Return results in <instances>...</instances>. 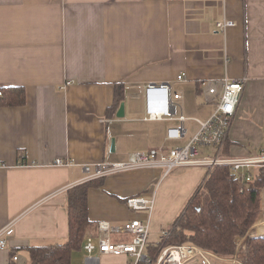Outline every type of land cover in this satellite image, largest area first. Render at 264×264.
I'll return each mask as SVG.
<instances>
[{"label": "crops", "instance_id": "crops-1", "mask_svg": "<svg viewBox=\"0 0 264 264\" xmlns=\"http://www.w3.org/2000/svg\"><path fill=\"white\" fill-rule=\"evenodd\" d=\"M223 19L234 24L220 30L216 23ZM224 79H244L236 110L221 146H201L199 154L257 156L264 151V0H0V90L14 86L25 93L18 105L0 96V230L13 227L0 264H29L30 247L65 242L68 190L99 177L103 182L88 189L90 225L71 264L75 252L86 264L82 245L96 238L98 221L147 222L145 211L125 202L156 191L149 256V245L169 231L174 222L164 227L182 213L209 168L180 166L164 176L160 168H134L87 178L83 165L185 146L199 129L196 119L215 111ZM150 82H166L180 94L174 113L185 120L144 119L143 86ZM210 86L215 94H208ZM173 126L184 129L179 139L167 138ZM57 159L68 163L56 165ZM257 167L242 172L252 176ZM158 183L171 186L167 204L157 201ZM94 255L98 264L131 261L125 254ZM229 257L212 263L231 264Z\"/></svg>", "mask_w": 264, "mask_h": 264}, {"label": "built area", "instance_id": "built-area-1", "mask_svg": "<svg viewBox=\"0 0 264 264\" xmlns=\"http://www.w3.org/2000/svg\"><path fill=\"white\" fill-rule=\"evenodd\" d=\"M233 24L232 20L223 19L218 21L216 26L220 30H225ZM177 78L181 80L182 76L178 75ZM243 83L244 79L233 82L226 79L221 81L223 93L216 101L215 111L205 121L196 119L199 123V129L185 146L169 151L150 149L145 152H132L123 162L84 164L83 168L87 172V178L105 176L117 171L134 168H160L164 170V176L173 168L180 166H205L210 170L216 165L225 164L231 166L232 170L242 179L249 180L250 175L243 173L242 170L250 166H264V151L257 156L244 158L219 157L216 149L213 156L199 154L201 146L207 145L219 148L226 138ZM207 92L208 94L216 93L213 86H210ZM1 95L2 92L0 91ZM143 97L145 120L169 119L181 122L186 119L182 115L175 116V101L180 98V94L173 92L168 83L150 82L145 84L143 86ZM183 132L182 126L169 127L167 138L179 139ZM65 163L68 162L61 159L55 161L56 165ZM91 166L95 167V171L91 172ZM155 192L147 196H130L125 202L131 210L145 211L148 216L147 222L140 219H131L119 225H113L107 220L96 223V238H91L82 245L84 252L87 254L86 264L99 263L98 256H95V253L113 256L125 254L131 257L128 264H186L192 259H198L199 264H213L212 260L223 259L221 255L192 243L163 246L155 254V257L148 256L145 253V247L150 236L149 222L154 208ZM168 233V230H164L162 236L167 237ZM12 234L13 227L11 224L0 230V249L5 248L6 238ZM121 234H126L129 238L127 240H114L111 238L113 235ZM16 258V256H13L14 260ZM228 260L231 264H243L236 254L230 256Z\"/></svg>", "mask_w": 264, "mask_h": 264}, {"label": "trees", "instance_id": "trees-1", "mask_svg": "<svg viewBox=\"0 0 264 264\" xmlns=\"http://www.w3.org/2000/svg\"><path fill=\"white\" fill-rule=\"evenodd\" d=\"M122 89V84H116V103L121 101ZM0 91L6 104L24 102L22 87L9 86ZM102 182L99 177L68 190V239L30 247L29 264H71V253L81 246L90 225L88 189ZM263 191L264 166H258L249 180L242 179L229 165L214 166L169 228L168 236L149 245V256L155 257L161 246L192 243L222 256L236 254L243 264H264V234L249 233L262 213Z\"/></svg>", "mask_w": 264, "mask_h": 264}, {"label": "rangeland", "instance_id": "rangeland-1", "mask_svg": "<svg viewBox=\"0 0 264 264\" xmlns=\"http://www.w3.org/2000/svg\"><path fill=\"white\" fill-rule=\"evenodd\" d=\"M141 145H144V144H141ZM145 147H147V145H145ZM160 184L157 187V189L160 187ZM170 189H171V186L170 187L168 186L167 189H165L164 186L161 187V188H159L158 189L159 191L157 193L158 194L157 195V201L160 200V199H163L164 202H165V204H167V200L169 199L168 197H170V195H172V193H170V191H172V190H170ZM161 192H162V194H161ZM182 207H181V210L180 211H182V209H183ZM263 210L264 209H262V213L260 215V218L254 223L255 227L253 225L252 228H251V230L249 231L250 235H263L264 234V214H263ZM180 211H179V213H180ZM259 220H262V221L258 222ZM174 221L175 220H173L172 222H170V224H167L164 228H169L170 225H171V223H173ZM151 229L152 228L150 226L149 230H151ZM241 241H242V239H239L238 245L239 244L241 245V243H240ZM83 257L84 256H83V254L81 252H75L73 254V258H72V264H83Z\"/></svg>", "mask_w": 264, "mask_h": 264}, {"label": "water", "instance_id": "water-1", "mask_svg": "<svg viewBox=\"0 0 264 264\" xmlns=\"http://www.w3.org/2000/svg\"><path fill=\"white\" fill-rule=\"evenodd\" d=\"M123 109H124V104L123 103H120V106L118 108V111L116 113V116L117 117H123L124 113H123ZM114 150V139H111L110 141V151H113Z\"/></svg>", "mask_w": 264, "mask_h": 264}]
</instances>
